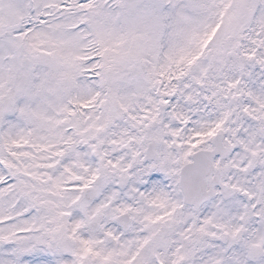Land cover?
I'll return each mask as SVG.
<instances>
[{
    "label": "snow or ice",
    "instance_id": "1",
    "mask_svg": "<svg viewBox=\"0 0 264 264\" xmlns=\"http://www.w3.org/2000/svg\"><path fill=\"white\" fill-rule=\"evenodd\" d=\"M0 264H264V0H0Z\"/></svg>",
    "mask_w": 264,
    "mask_h": 264
}]
</instances>
